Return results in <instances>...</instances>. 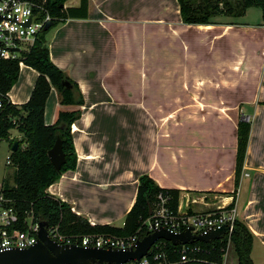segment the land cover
I'll list each match as a JSON object with an SVG mask.
<instances>
[{
	"label": "crops",
	"instance_id": "0c3cea01",
	"mask_svg": "<svg viewBox=\"0 0 264 264\" xmlns=\"http://www.w3.org/2000/svg\"><path fill=\"white\" fill-rule=\"evenodd\" d=\"M79 4L67 0L64 6ZM245 15L189 25L181 20L177 0H87L84 18L58 23L47 45L49 57L77 82L84 104L71 125L75 167L62 172L48 193L92 225L122 226L138 178L148 174L160 187L180 190L179 209L183 196L192 212L234 201L235 217L254 235L251 251L264 247V21L254 26ZM190 35L212 55L210 72L197 52L203 46H197L195 56L187 53ZM218 44L228 45L231 52ZM181 48L186 55L179 59L186 65L189 56L200 59L195 66L200 84L181 82L183 69L170 68ZM220 76L231 80L221 83ZM36 77L35 69L20 64L9 100L17 105L27 101ZM196 92L211 93L212 105L227 109L207 118L211 132L191 130L204 121L189 124L177 110L173 115V107L186 109L188 96ZM76 108L61 105L51 88L44 122L52 124L60 110ZM243 117L251 128L236 184V126ZM146 126L150 146L140 149L137 140ZM124 133L137 139L130 135L124 141ZM222 264H237L234 251L226 260L223 255Z\"/></svg>",
	"mask_w": 264,
	"mask_h": 264
},
{
	"label": "trees",
	"instance_id": "16d2710c",
	"mask_svg": "<svg viewBox=\"0 0 264 264\" xmlns=\"http://www.w3.org/2000/svg\"><path fill=\"white\" fill-rule=\"evenodd\" d=\"M28 1L44 7L51 17V27L67 18H84L86 15L87 0H80L77 7H65L67 0ZM177 2L182 22L189 25L213 24L216 23L217 16L241 17L250 7L259 8L264 21V0H177ZM51 27L46 30L41 29L33 44L26 50H20L15 59H0V137L8 141L9 147L14 139L23 138L16 150L10 154V166L14 168L13 184L4 181L3 189L6 195L13 199V205L20 219L31 213L35 219L46 221L50 227L57 225L62 234L115 237L137 234L141 238L146 234L144 221L151 216L159 201V195L166 198V206L170 210L178 213L179 189L160 187L148 174H141L138 178L135 200L122 226L92 225L86 217L74 213L68 203L47 191L62 172L75 167L77 157L71 125L80 118L81 106L84 104L77 82L49 57L46 33ZM20 62L35 69L37 77L27 101L17 105L9 100L7 93L19 77ZM51 88L58 92L61 105H76L78 108L62 109L54 123L45 124L44 109ZM250 128V121L245 120L244 117L238 119L234 178L236 184L245 159ZM11 130L17 131L18 135L12 136ZM57 137L61 140L66 158L58 171L47 154ZM233 206L234 201L225 208ZM187 212L194 213L189 208ZM253 238L254 235L245 222L235 218L233 230L219 239L208 242L197 241L185 246L160 240L157 242L159 247L156 251H163L165 260L172 262L171 264H222L223 255L231 245L237 264H254L250 256ZM156 247L157 245L153 250ZM183 254L186 255L187 260L180 262V256Z\"/></svg>",
	"mask_w": 264,
	"mask_h": 264
},
{
	"label": "built area",
	"instance_id": "2783aa9c",
	"mask_svg": "<svg viewBox=\"0 0 264 264\" xmlns=\"http://www.w3.org/2000/svg\"><path fill=\"white\" fill-rule=\"evenodd\" d=\"M49 21H51V17L41 4L28 0H0V59H15L18 57L19 51L28 49L35 41L39 31ZM16 48L18 51L14 50ZM11 152L12 150L9 147L8 154L5 156V164L9 166ZM158 198L159 201L151 216L144 221L146 234L161 227L172 232H180L191 226L193 234H206L222 226L226 227L225 234H229L233 230L236 218L234 207L228 209L225 208L226 206L216 207L205 212L191 214L181 212L178 209V213H174L166 206L165 197L159 195ZM38 231L39 220L35 219L31 213H27L26 217L20 219L13 205V199L6 195L2 183H0V252L13 248L24 249L33 245L37 241ZM47 232L49 237L58 243L106 249L133 247L136 241L140 239L137 234L128 237L91 234L69 236L59 232L57 225L51 227L48 225ZM158 241L151 246L148 253L142 258L122 264H151V262L159 264L165 260V253L161 250L156 251L159 247ZM156 245L157 247L153 250ZM186 260L185 254L180 256V262ZM171 263L165 260L162 264Z\"/></svg>",
	"mask_w": 264,
	"mask_h": 264
},
{
	"label": "water",
	"instance_id": "95a60500",
	"mask_svg": "<svg viewBox=\"0 0 264 264\" xmlns=\"http://www.w3.org/2000/svg\"><path fill=\"white\" fill-rule=\"evenodd\" d=\"M47 22L44 29L51 27ZM17 50L18 49H14ZM23 138L18 137L12 142L10 149L15 151ZM54 168L60 170L66 158L61 147V140L56 138L54 144L47 152ZM180 211L187 212L186 196L182 197ZM48 223L39 221L37 241L24 249L13 248L0 252V264H122L130 260H138L145 256L151 246L158 240H165L173 245H184L193 242H208L219 239L226 232L222 226L206 234H193L192 227L180 232H172L161 227L145 234L138 239L133 247L126 249L83 247L77 244L58 243L52 240L47 232Z\"/></svg>",
	"mask_w": 264,
	"mask_h": 264
},
{
	"label": "rangeland",
	"instance_id": "374dc122",
	"mask_svg": "<svg viewBox=\"0 0 264 264\" xmlns=\"http://www.w3.org/2000/svg\"><path fill=\"white\" fill-rule=\"evenodd\" d=\"M245 12H246V15H245L244 19H248V21L251 24H253L254 26H260V24L263 23V20L261 17V10L259 8L250 7ZM221 17H224V18H221L223 20V22H229V20H225L226 19L225 16H221ZM57 26L58 25L50 28L48 30V32L46 33L47 45H49L50 40H51V36H52L53 32L55 31V29L57 28ZM190 36L192 37V41L190 40V43H189L190 50L187 53L188 54L194 53V56H195V55H197V52H199V58H201V57L204 58V60H203L204 65L203 66L205 67V70L210 72L213 69L212 61H211L212 55H210L209 51L208 52L206 51V46H203L201 43L196 44L194 42V39H193L194 36H192V35H190ZM218 45L220 46V48L222 49L223 52L228 49V45H222V44H218ZM197 46H203V47L202 48L198 47V51H197ZM231 49H233V47H231ZM228 51L231 52L229 49H228ZM174 54L177 55V57L173 58L174 62H172L173 64H172V67H170V68H172V70H174L175 67L176 68L181 67L183 69L184 74L182 75V81L181 82L200 84L201 79L199 81H197L199 78L196 76L197 71L195 68V66L197 65V63L199 62L200 59H192L189 56V59L187 60L188 63L186 65V62L184 60L179 59V58L185 57V55H186L185 50H183L181 48L180 50H177L176 53H174ZM176 63H177V65H176ZM178 63H180V64H178ZM224 66H225L224 68L227 69V66L226 65H224ZM167 71H169V69H167ZM213 72H217V71L214 70ZM239 78H240V75H238L233 80H236ZM177 79L179 80L180 77H178ZM219 79H220L221 83H226L228 80H231L228 78L226 79L223 76H220ZM223 81H225V82H223ZM124 94H128V93H124ZM174 94L176 95L179 93H173V95ZM190 95H191V97H190ZM190 95L188 96L189 106L186 109H180V108L173 107V115L175 114V111L177 110L176 111L177 115L182 114V116L187 117L189 124H195L192 120H197L198 122L204 121V123L201 122L200 124H197V125H191V130L192 131L198 130L200 132H205V131L211 132L212 131V129H211L212 124L209 122L206 123L208 121L207 118H211L212 114L214 112H218V113L222 114L227 109H223L221 107L217 108V107L213 106L211 103L212 100H210V97H208L209 95H211V93L196 92V93H191ZM199 95H201V97H199ZM206 100H208L209 102L206 103ZM128 111L130 113V111H132V109H129ZM130 115H131V113L128 116H130ZM135 117L136 116L132 115V118H135ZM142 117L145 118V115H142ZM146 118H149L147 113H146ZM144 123L148 124L146 121ZM125 125L126 124H124V126ZM149 128L150 127H147V130L140 131V138H138V140H137L140 144V149H143V147H145L144 149H147L150 146ZM11 134H12V136H14V134L17 135L18 133H17V131L12 130ZM130 135H131V137L134 138V140L137 139V137L133 136L132 133H130V134L124 133V139L123 140L128 141V136H130ZM8 151H9L8 141L2 140L0 142V183L7 181L9 184H13L14 168L5 164V156L8 154ZM229 253L230 254L233 253L231 247H229L227 249L226 253L224 254L225 260L229 257ZM250 256H251V259H252L254 264L263 263L264 262V247L255 246L253 251H251Z\"/></svg>",
	"mask_w": 264,
	"mask_h": 264
}]
</instances>
